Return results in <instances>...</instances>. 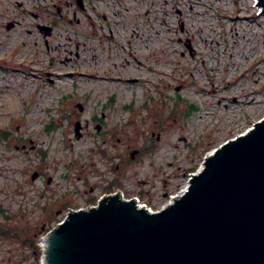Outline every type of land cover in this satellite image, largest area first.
Segmentation results:
<instances>
[{
	"label": "rangeland",
	"instance_id": "rangeland-1",
	"mask_svg": "<svg viewBox=\"0 0 264 264\" xmlns=\"http://www.w3.org/2000/svg\"><path fill=\"white\" fill-rule=\"evenodd\" d=\"M263 117L257 0H0V264L104 187L160 209Z\"/></svg>",
	"mask_w": 264,
	"mask_h": 264
},
{
	"label": "water",
	"instance_id": "water-1",
	"mask_svg": "<svg viewBox=\"0 0 264 264\" xmlns=\"http://www.w3.org/2000/svg\"><path fill=\"white\" fill-rule=\"evenodd\" d=\"M180 193L155 212L120 192L69 210L38 241L41 264H264V117L206 154Z\"/></svg>",
	"mask_w": 264,
	"mask_h": 264
},
{
	"label": "flooded vegetation",
	"instance_id": "flooded-vegetation-1",
	"mask_svg": "<svg viewBox=\"0 0 264 264\" xmlns=\"http://www.w3.org/2000/svg\"><path fill=\"white\" fill-rule=\"evenodd\" d=\"M80 5V4H79ZM81 6V8L83 7V5H80ZM9 24H13V23H9ZM54 25H55V23H54ZM54 25H50V26H48V25H45V26H42V25H39L38 26V29H39V31L44 35V36H46L47 34H46V32H45V29H47V27H50L51 28V30L52 31H50L51 32V34H53V29H54ZM100 128V127H99ZM113 184H115V185H121V183L119 182V181H116V182H113ZM97 187L96 186H91V188H90V193H93L94 192V190L96 189ZM103 191H104V193L103 194H110V193H114L116 190H111L110 188H109V186H107V187H104L103 188ZM167 192H165L164 194H163V197H166L167 196ZM140 198H143V195L141 194V195H138ZM138 197V198H139ZM98 199L99 198H96V197H94L93 195H90L89 196V198H88V201L90 202V203H88V205L87 206H92V205H95V204H98L97 202H98ZM140 201V200H139ZM141 202V201H140ZM93 203V204H92ZM141 203H143L144 204V206H146L147 208H153V204H152V199H147V201H143V202H141ZM165 205V204H164ZM163 205V206H164ZM163 206H161V207H163ZM160 207V208H161ZM67 208H72V207H70V206H68Z\"/></svg>",
	"mask_w": 264,
	"mask_h": 264
},
{
	"label": "bare ground",
	"instance_id": "bare-ground-1",
	"mask_svg": "<svg viewBox=\"0 0 264 264\" xmlns=\"http://www.w3.org/2000/svg\"><path fill=\"white\" fill-rule=\"evenodd\" d=\"M213 150H214V149H213ZM213 150H212V151H213ZM212 151H210L208 154H211ZM208 154H207V155H208ZM186 187H187V185H186ZM186 187H185L184 189H182V192H181L180 194H182V193L185 191ZM183 190H184V191H183Z\"/></svg>",
	"mask_w": 264,
	"mask_h": 264
},
{
	"label": "trees",
	"instance_id": "trees-1",
	"mask_svg": "<svg viewBox=\"0 0 264 264\" xmlns=\"http://www.w3.org/2000/svg\"><path fill=\"white\" fill-rule=\"evenodd\" d=\"M194 108V107H193Z\"/></svg>",
	"mask_w": 264,
	"mask_h": 264
}]
</instances>
